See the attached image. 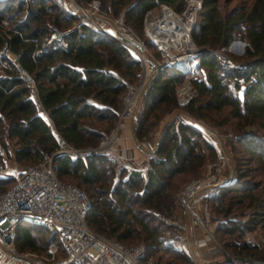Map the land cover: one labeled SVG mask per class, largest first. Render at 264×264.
Wrapping results in <instances>:
<instances>
[{"label":"trees","instance_id":"1","mask_svg":"<svg viewBox=\"0 0 264 264\" xmlns=\"http://www.w3.org/2000/svg\"><path fill=\"white\" fill-rule=\"evenodd\" d=\"M28 1L21 16L23 0H0V47L8 45L17 62L34 78L39 101L50 123L37 111L30 88L19 76L15 64L7 59L8 67L0 64V146L5 149L7 140L13 139L14 159L35 164L43 153L52 155L58 149V138L75 148L97 146L103 133L110 132L116 125L122 95L126 84L136 80L139 61L123 44L85 21L79 30L65 36L66 50L52 49L35 55L52 26L66 29L78 22L79 16L67 14L55 0ZM76 1L87 5L91 0ZM99 1L102 13L122 11L126 23L138 33H142V18L149 9L166 4L180 12L184 7V0ZM232 1L202 0L191 38L201 49L198 67H206L207 73L202 78H191L196 95L186 104L178 105L175 87L183 71L171 64L164 65L141 93L135 112L137 140L151 138L152 131L171 108L188 118L209 120L217 125H230L234 119L237 128L242 130L237 141L264 157V147L258 146V137L250 132L253 127L264 130V0H239L228 8ZM234 40L243 42V52L229 54L243 62L244 68L224 72L214 52ZM237 89H241V97ZM203 146L208 149V155H213L198 128L189 122L171 119L157 136L155 156L149 159L146 178L132 170L127 179L102 190L92 185L107 184V180L102 179V164L107 162L103 155L91 153L72 159L56 154L52 164L59 179L68 176L78 184L91 186L89 226L122 244L143 238L144 261L160 251L161 224L172 215L175 205L174 179L199 173L206 160ZM141 180L140 190H134ZM10 183L11 179L5 186L0 178V192ZM237 184L217 188L219 197L228 191L241 192L237 203L251 209L244 222H232L233 230H250L258 224L264 227V204L260 195L253 192L257 184L249 180ZM108 192L111 196L105 199L98 196H106ZM21 225L34 231L21 234ZM41 232L44 236L38 234ZM31 233L42 237L47 244L55 241L57 255H63L53 234L28 223H20L16 228L14 246L17 250L41 249Z\"/></svg>","mask_w":264,"mask_h":264},{"label":"built area","instance_id":"2","mask_svg":"<svg viewBox=\"0 0 264 264\" xmlns=\"http://www.w3.org/2000/svg\"><path fill=\"white\" fill-rule=\"evenodd\" d=\"M99 3V0H95ZM202 6V0H184V7L180 12L172 10L166 4H160V13L157 16L146 11L143 20V30L147 35L149 42L161 53L162 59H154L150 62L144 59L145 50L143 44L131 37L126 31L128 29L124 23V14L120 12L114 21L115 35L107 33L115 41L125 44L136 51L142 68L136 84H126V89L122 95V108L118 114L117 126L109 132L108 139L93 148H75L65 142L62 138L57 139L58 149L52 154H42V159L32 165H27L21 169H13L6 172L4 164L0 166V177L6 176L11 179L9 186L0 192V248L10 250L14 244L16 228L20 223H28L45 229L49 234H53L62 249L63 255L53 264H143L145 247L143 244L125 245L114 238L107 237L89 226L87 214L90 206L89 198L77 185L60 180L52 164L53 156L56 154H65L70 158L85 157L97 150L107 153L113 157L117 166L123 165V157L116 151L113 144L117 142V127L122 118H129L132 121V128L138 126L134 117L133 110L136 106L139 90L153 75L164 65L171 64L173 67L180 69L190 75L195 74L198 69V55L201 49L196 48L191 38V28L195 22L196 14ZM83 15L88 17L85 9L78 7ZM163 9H169L173 12L177 20H171L165 26L150 24L149 19L157 21L161 16ZM192 10V17L187 18L186 12ZM94 25L97 23L92 20ZM177 21L187 23V35L189 45L182 41L179 47L174 45L163 47L153 38L151 31L172 29L170 32L175 35V30L180 28ZM81 21L74 23L66 29H58L52 26L45 36L40 47L35 50V55L47 52L52 49L66 50L67 42L65 36L76 29H80ZM121 26V27H120ZM156 26V27H155ZM156 32L158 33V31ZM168 33V32H164ZM132 39L143 46L140 51L136 46L127 41ZM226 47H220L214 52L215 60L221 70L229 72L231 70H243L244 63L234 60ZM171 52H169L168 50ZM180 55H185L181 59ZM7 59L12 61L18 69L19 76L30 88L31 97L34 101L37 111L41 116L50 123L46 110L39 101L37 94L36 82L32 75L28 73L19 62L16 56L10 51L8 45L3 44L0 47V64L8 67ZM187 78V77H186ZM185 81L187 79H184ZM176 98L179 104L188 102L193 91L188 84H183L176 91ZM107 134V133H106ZM103 133V135H106ZM3 149L0 147V154ZM217 185L215 175L208 174V177L191 180L182 192L183 202L193 213L192 207L199 205L201 209L205 208L202 203V197L211 192L212 188ZM197 245H204V241H197ZM57 243L53 240L47 245V252L51 258L57 252ZM15 256L10 255L8 261H2L0 264H14ZM46 260L36 257L34 264H46ZM191 264H257L247 259V257H227L216 261H195Z\"/></svg>","mask_w":264,"mask_h":264},{"label":"rangeland","instance_id":"3","mask_svg":"<svg viewBox=\"0 0 264 264\" xmlns=\"http://www.w3.org/2000/svg\"><path fill=\"white\" fill-rule=\"evenodd\" d=\"M25 2V6L21 13L23 16L25 9H27L29 5L28 0H23ZM58 2L59 6L64 10V6L61 0H55ZM67 7L70 10L75 11V15L79 16V21H85L90 25L95 26L100 31H105L112 35H115L116 29L114 28V21L117 15L122 12L118 11L116 13H107L104 14L100 11V1L97 4L95 0H91L87 5H80L76 0H65ZM239 0H233L227 7H231L237 4ZM15 4V3H14ZM168 6V5H167ZM81 7L85 9L88 17L83 15L81 11L78 9ZM170 7V6H169ZM174 10L172 7H170ZM175 11V10H174ZM150 14L153 16H157L160 13V5L155 6L149 9ZM146 13V12H145ZM198 13V12H197ZM142 18V33H138L134 29H132L125 21V26L128 27L127 33L140 41L145 50L143 52V57L147 61H154V59H162L161 53L149 42L147 35L143 30V20ZM94 20L98 27L92 23ZM197 21V14L195 18V22L191 28V31ZM6 24V22H3ZM76 23V22H74ZM73 23V24H74ZM72 24V25H73ZM71 25V26H72ZM121 27V26H120ZM59 29V28H58ZM62 30V29H61ZM104 33V32H103ZM105 33V34H107ZM148 40L149 44L145 41ZM193 41V40H192ZM235 41H238L234 43ZM132 54L139 61V69L137 73V78L134 82L129 84H136L138 81L139 74L142 71L140 66V59L135 50L131 47L124 44ZM196 48H198L195 45ZM229 52H243V42L239 40H234L230 42L228 45ZM219 49V48H218ZM217 49V50H218ZM236 53V54H238ZM240 53V54H241ZM198 64H199V60ZM239 62V61H238ZM243 63V62H242ZM198 71L190 75L189 73L183 72L182 78L179 84L175 87V98L176 91L178 88L183 86V84H188L193 91L192 98L196 95V91L193 88L190 80L191 78H202L205 77L207 73L206 67H198ZM155 75V74H154ZM153 75V76H154ZM187 77V78H186ZM152 76L149 77V80L143 85V87L139 90L137 96L136 106L133 110L134 117L135 112L140 104V97L144 87L148 84L150 80H152ZM184 79H187L186 81ZM126 89V87H125ZM125 92V91H124ZM237 94L241 97L242 91L241 89H237ZM124 94V93H123ZM191 98V99H192ZM176 102L179 104L177 98ZM123 106H121L122 108ZM136 118V117H135ZM171 119L183 120L185 122L191 123L193 126L198 128L202 133V138H204L205 142L212 148L213 155H208V149L206 147H202L206 154V160L203 166L200 168V171L197 175L187 177L186 175L177 176L174 179V185L176 189V199L175 205L173 207L172 215L165 219L164 224H161V229L159 231L160 238V251L156 254L147 257L143 264H191L195 261H216L222 260L230 256L234 257H247V258H255V259H264V227L262 224L254 225L250 230H233L232 222L242 223L248 218V214L251 209L245 208L244 203H237L239 191H228L225 193H221L222 196H218L217 188L219 186H227L231 187L235 184L237 186L239 181L249 180L250 182L256 183L258 188L254 189L253 192L255 194L260 195L262 203L264 204V157L257 156L255 152L250 151L248 146L239 143L237 141L239 135H241L242 130L237 128V125L234 123L235 120L232 119L230 125H217L209 120L202 119H191L186 116H183L181 112L174 109H169L159 121L157 128L153 130L155 132L154 135L156 137L159 135L160 130L163 126ZM131 120V119H130ZM134 131L135 129L132 128ZM253 134L258 137V146L264 147V130L263 129H251ZM106 134V133H105ZM109 132L100 140L97 146H100L102 142L108 139ZM152 139V137H151ZM118 140V134H117ZM114 148L116 147V142L113 144ZM1 147V146H0ZM14 141L13 139L7 140V149L1 147L3 149V153L0 157V166L4 164V168L6 172H10L13 169H21L27 165H32L30 163H19L17 162L11 154H13ZM93 148V147H91ZM89 149V148H86ZM116 149V148H115ZM102 151V150H101ZM97 150L96 153L98 155H103L107 160L106 163L102 165L105 166L107 164L108 167H103L102 171V179L107 180V186L101 185L97 183L99 189H106L112 187L119 183L120 180L127 179L128 173L132 170L139 171L146 178V168H142L140 170L133 169L132 167L126 166L127 164L123 161V165L121 167L117 166L116 160L108 156L106 151L101 152ZM117 151V150H116ZM118 152V151H117ZM153 157V155H151ZM124 160V159H123ZM208 174L215 175V182L217 185L212 188L211 192L205 194L202 197V203L205 204V208L201 209L199 205L192 207L193 213H191L190 209L183 202V190L184 187L194 179H200L204 177H208ZM3 184L6 186L8 184L9 178L4 176ZM60 179L73 183L77 185L79 188L84 190L88 198L90 199L92 188L90 185L85 186L78 184L71 177H60ZM143 185L142 180L139 181L133 187L134 190H140ZM108 195L102 196V194H98V196L103 197V199L107 198V196H111L110 192ZM233 198L232 200H230ZM245 202V200H244ZM224 209H227L226 213L223 212ZM241 226L240 224H237ZM20 233H27L34 231L28 226L21 225ZM36 239L40 246L39 251H19L15 248L14 244L10 250L0 248V259L2 261H8L11 254L15 256L14 264H34L33 260L38 257L46 260V264L56 263L61 255L54 254V257L51 258L50 254L47 252V242L40 237L44 236L43 233H31ZM197 241H204V245L198 246ZM125 244H143L145 245V241L143 238L135 239L132 242H124ZM46 246V247H45Z\"/></svg>","mask_w":264,"mask_h":264},{"label":"crops","instance_id":"4","mask_svg":"<svg viewBox=\"0 0 264 264\" xmlns=\"http://www.w3.org/2000/svg\"><path fill=\"white\" fill-rule=\"evenodd\" d=\"M234 53H238L237 51ZM239 52L238 54H240ZM118 121V119H117ZM117 126V122L115 127ZM114 127V128H115ZM113 128V129H114ZM118 140L116 142V150L123 157L126 166L133 169H144L149 165L151 155L150 151L156 148L157 137L152 131V139L137 140L132 130V121L129 118H122L117 127ZM13 156V154H11ZM155 154L153 155V157Z\"/></svg>","mask_w":264,"mask_h":264},{"label":"bare ground","instance_id":"5","mask_svg":"<svg viewBox=\"0 0 264 264\" xmlns=\"http://www.w3.org/2000/svg\"><path fill=\"white\" fill-rule=\"evenodd\" d=\"M192 10H188L185 14L187 16V18L192 17ZM170 18H174L175 20H177V17L174 16L173 12L169 9H163L161 16L158 18L157 21H153V19H149L148 22H150V24L153 26L157 24L165 26L166 24H168V22L171 20ZM177 23L180 25V28L175 30V35H172V33L170 32V30L172 29H166V27L162 30V28L160 26H158L159 30H157V28H155L158 33L156 32V30H152L151 34L153 36V38L158 42L159 45H162L163 47H169L170 45H174L175 48L179 47V44L181 45L182 41H184L186 44L189 45V37L187 35V23H182L181 21H177ZM156 27V26H155ZM164 32H168V33H164ZM168 50V49H167ZM169 52H171L170 50H168ZM185 55H180L181 59L184 58Z\"/></svg>","mask_w":264,"mask_h":264},{"label":"water","instance_id":"6","mask_svg":"<svg viewBox=\"0 0 264 264\" xmlns=\"http://www.w3.org/2000/svg\"><path fill=\"white\" fill-rule=\"evenodd\" d=\"M61 2H62V4H63V6H64V11H65L67 14H69V15H75L76 12L70 10L69 7H67V5H66V1H65V0H61ZM109 37H110V36H109ZM127 41L130 42L131 44H133L134 46H136L140 51L143 50V46H142L139 42H137V41H135V40H132V39H127ZM236 42H238V41H235L234 43H236ZM200 52H201V50L199 51V54H200ZM160 69H161V68H160ZM160 69L155 73V75L153 76L152 79H154L155 77H157V75H158L159 72H160ZM155 151H156V148H155L153 151H150L149 154H150V155H154V154H155ZM247 259H250V260L256 262L257 264H264V261H258V260H254V259H251V258H247Z\"/></svg>","mask_w":264,"mask_h":264}]
</instances>
